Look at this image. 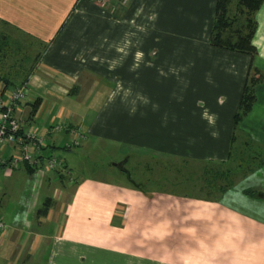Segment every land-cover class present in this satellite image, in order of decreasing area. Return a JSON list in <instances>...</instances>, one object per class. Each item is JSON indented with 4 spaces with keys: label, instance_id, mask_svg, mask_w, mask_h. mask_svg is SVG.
Returning <instances> with one entry per match:
<instances>
[{
    "label": "crops",
    "instance_id": "0c3cea01",
    "mask_svg": "<svg viewBox=\"0 0 264 264\" xmlns=\"http://www.w3.org/2000/svg\"><path fill=\"white\" fill-rule=\"evenodd\" d=\"M215 3L0 0V34L15 32L39 48L23 78L27 101L14 116L21 129H36L46 137L44 155L55 156L65 169L63 174L20 167L27 201L16 209L0 202V220L6 227L0 232V264H264V199L245 198L233 206L222 199L165 194L146 189L143 176L140 182H132L126 169L129 162L137 169L143 160L132 159L134 147L123 137L132 132L125 121L149 119L148 109L138 111L140 104L182 102L184 96L175 99L177 91L174 96L169 91L164 99L154 96L152 87L166 85L159 70L169 68L168 79L173 81L169 87L188 91L189 78L176 84L186 77L178 69L186 62L193 73L200 72L203 83L220 72L227 79V92L235 89L230 96L235 97L228 117L230 131L221 144L226 157L235 151L233 119L249 67L264 76V2L255 15L252 45L257 55L253 59L209 45ZM156 59L159 69L153 70L150 64ZM8 63L0 60V72L11 68L5 67ZM3 83L0 79V87ZM13 83L22 85L19 79ZM161 115L153 113L157 121ZM195 116L205 130L210 124L213 135L222 134L213 110L202 113L199 108ZM56 126L62 130L51 132ZM73 131L113 144L107 152L111 160L118 159L112 167L124 175V181L112 180L105 171L100 178L86 174L79 161L86 145L69 144ZM238 131V137L247 136L250 146L264 155V81L256 86L255 102ZM186 146L194 150L198 145ZM147 156L144 169L164 166ZM224 160L222 165L231 161ZM15 172L0 166V190L16 188L1 182L10 181Z\"/></svg>",
    "mask_w": 264,
    "mask_h": 264
},
{
    "label": "rangeland",
    "instance_id": "374dc122",
    "mask_svg": "<svg viewBox=\"0 0 264 264\" xmlns=\"http://www.w3.org/2000/svg\"><path fill=\"white\" fill-rule=\"evenodd\" d=\"M231 9L232 15H234L236 12L234 6ZM243 20V17H238L234 28L242 26ZM7 34L6 38L10 46L11 58L7 59L9 63L4 66H11L14 69L12 74L20 75L21 65L27 70L33 63L34 57L36 58L39 48L35 47L32 41H27L20 35L17 37L18 34H15V32H8ZM199 35L198 39L202 41L203 37ZM261 37L264 38V35ZM216 57L215 55V60ZM185 58L188 59V57ZM166 63L169 64V61H166ZM158 64L159 62L156 59L154 64H150L151 69L158 70ZM171 64L176 67L175 61ZM190 67L188 62L178 65V69L185 71L186 77L176 83L184 82L189 78L191 87L188 88V91H186V88L175 86L171 89L169 87L173 82L168 79L170 75L169 68L159 70V76L162 75L166 79V85L159 88L152 85L154 96L158 95V97L165 99L166 95H169V91L173 93L172 96L177 91L175 99L178 100L181 96H184L182 102L154 103L155 101H152L140 104L142 106H139L138 111L140 112L142 107L148 109L149 111L147 110L145 113L149 119L144 120L142 123L138 120L133 123L128 120L125 121L124 125L129 123L128 126L132 132L127 137L123 136L125 143L132 144L134 147L132 159L143 160L142 162L139 161L142 166H136L137 162L133 161L137 169L131 166L133 165L132 162L126 165V169L130 170L131 173V181L140 182L143 176V183L147 185L146 189L148 190L165 191V194H175L177 192L178 195L183 194L190 197L222 199V201H227L228 204L233 206H237L245 198L264 199L263 153H259L250 146L251 141L247 136L238 137L241 131L237 129L233 134L235 151H232L226 157V151L222 150L221 144L227 142V132L230 131L228 117L235 103V97L231 98L230 96L235 94L232 92L235 89L230 88V92H227V90L229 91L225 88L228 84L227 79L222 78L220 72L217 73L218 76L215 75L214 78L203 83L200 72L193 73ZM171 72L172 74L178 73L177 71ZM2 76L3 72H0V77ZM12 78L18 80V78ZM19 78H22V75ZM199 108H201L202 113L207 109L214 111L217 117V124L215 125L223 129L221 130L222 134L213 135L210 131V124H207L205 130V127L203 126V128L200 122H197L195 115ZM158 112H162L161 117H163L159 121L153 116V113ZM258 138H261V136H258ZM83 143H85L86 148L81 153V160L79 161L84 168H87L83 170L86 174L100 178L105 177L102 172L105 171L112 180L116 177L124 181V175L112 167L118 159L111 160L110 154L107 152L113 144L88 136H84ZM190 143L198 146L191 150L186 146ZM128 148L130 149V147ZM147 154L158 159L160 165L164 163L165 167L161 165L162 167L155 170L144 169L143 164L147 163ZM226 158L231 160L230 163L226 162V165H222ZM194 159L199 161L197 162ZM22 171L23 168H20L14 173L13 177L18 176V179L11 177L10 181H1L2 183L10 182L14 186L17 185L14 190H6L5 192L3 189L0 190V202L9 209L24 206L27 201V197L22 195L24 194L26 181ZM80 174L82 175L81 171ZM1 175L5 176V172ZM224 175L228 176L224 177ZM11 184H3L2 186L11 187ZM28 190L30 191V187ZM226 190L228 192L224 193ZM240 198L241 200H238Z\"/></svg>",
    "mask_w": 264,
    "mask_h": 264
},
{
    "label": "trees",
    "instance_id": "16d2710c",
    "mask_svg": "<svg viewBox=\"0 0 264 264\" xmlns=\"http://www.w3.org/2000/svg\"><path fill=\"white\" fill-rule=\"evenodd\" d=\"M263 2L264 0H216L214 19L210 29L209 45L215 49L247 55L253 59L257 55V51L252 45V39L257 27L255 15ZM233 6L236 11L234 15H232L231 9ZM231 15L233 16L232 18ZM238 17H243V24L242 26L234 28L235 21ZM9 47L6 35L1 33L0 60L11 58ZM21 66L22 68L19 71H21L20 75H22V78H19V74H12L14 71L12 67L8 71H2L3 76L0 79L4 81L3 85L5 89L15 87L13 84L16 83H13L12 80L14 79L12 77L18 78L21 84H24L25 81H23V78H25L27 70L23 65ZM263 81V74L251 65L243 87L239 106L233 119L232 144H234L233 134L235 130H238L239 123L250 112L255 102V88L257 85L263 83ZM41 213L45 214L46 209L41 210Z\"/></svg>",
    "mask_w": 264,
    "mask_h": 264
},
{
    "label": "built area",
    "instance_id": "2783aa9c",
    "mask_svg": "<svg viewBox=\"0 0 264 264\" xmlns=\"http://www.w3.org/2000/svg\"><path fill=\"white\" fill-rule=\"evenodd\" d=\"M28 97L27 83L18 87H0V153L8 151L6 156L0 155V166L8 170H17L27 166L35 171H64L62 161L51 155L46 157L45 150L48 142L45 136L40 135L36 129L23 130L14 112L26 103ZM62 127L56 126L51 132H60ZM70 145L82 144L84 135L80 132H71ZM5 224L0 220V232L5 229Z\"/></svg>",
    "mask_w": 264,
    "mask_h": 264
}]
</instances>
